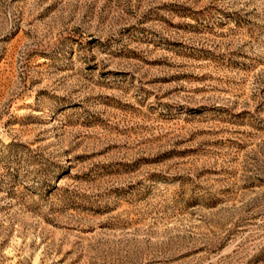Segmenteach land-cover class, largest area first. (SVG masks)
I'll list each match as a JSON object with an SVG mask.
<instances>
[{
  "label": "rangeland",
  "instance_id": "obj_1",
  "mask_svg": "<svg viewBox=\"0 0 264 264\" xmlns=\"http://www.w3.org/2000/svg\"><path fill=\"white\" fill-rule=\"evenodd\" d=\"M0 264H264V0H0Z\"/></svg>",
  "mask_w": 264,
  "mask_h": 264
}]
</instances>
